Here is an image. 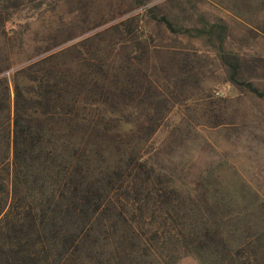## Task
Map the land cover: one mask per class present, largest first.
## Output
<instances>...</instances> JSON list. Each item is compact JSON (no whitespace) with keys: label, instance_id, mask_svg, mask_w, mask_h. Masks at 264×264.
Segmentation results:
<instances>
[{"label":"rangeland","instance_id":"374dc122","mask_svg":"<svg viewBox=\"0 0 264 264\" xmlns=\"http://www.w3.org/2000/svg\"><path fill=\"white\" fill-rule=\"evenodd\" d=\"M54 54L97 96L136 90L132 118L158 116L146 155L203 242L166 264H264V0H0L13 101L18 69Z\"/></svg>","mask_w":264,"mask_h":264},{"label":"trees","instance_id":"16d2710c","mask_svg":"<svg viewBox=\"0 0 264 264\" xmlns=\"http://www.w3.org/2000/svg\"><path fill=\"white\" fill-rule=\"evenodd\" d=\"M54 57L18 69L30 83L15 79L14 101L0 75V264H166L202 247L146 155L158 116L132 118L136 90L105 82L97 96L94 76Z\"/></svg>","mask_w":264,"mask_h":264}]
</instances>
